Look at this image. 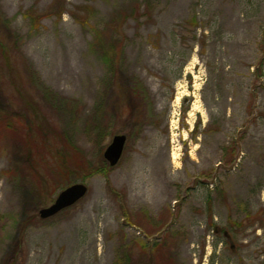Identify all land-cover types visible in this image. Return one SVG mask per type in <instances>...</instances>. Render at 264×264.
<instances>
[{
	"label": "rangeland",
	"instance_id": "1",
	"mask_svg": "<svg viewBox=\"0 0 264 264\" xmlns=\"http://www.w3.org/2000/svg\"><path fill=\"white\" fill-rule=\"evenodd\" d=\"M11 113L50 137L34 159L2 133L0 264H264V0H0ZM54 130L106 170L55 173Z\"/></svg>",
	"mask_w": 264,
	"mask_h": 264
},
{
	"label": "trees",
	"instance_id": "2",
	"mask_svg": "<svg viewBox=\"0 0 264 264\" xmlns=\"http://www.w3.org/2000/svg\"><path fill=\"white\" fill-rule=\"evenodd\" d=\"M19 78V77H18ZM122 92H123V88ZM140 87H134L133 89L130 88V94L124 96H130V99H138L140 97L139 95ZM123 94V93H122ZM64 102L61 101V104ZM66 104V103H65ZM30 115V114H28ZM30 118V117H29ZM29 118H23L16 114H7L5 116L0 117V139L2 138V133H5L6 136L9 137V139H13L14 143H19L21 145H26L28 153L31 155V153L34 155V159L36 155H40V151H38V144L42 141H39L37 135L41 132L40 130H36V134H34V131L32 130V123L34 124V120L31 122ZM32 126V127H31ZM48 127H50L48 125ZM103 131L99 132L97 134L98 137L102 136ZM59 136L60 139H62L65 144H62V146L65 148L67 152H69V157L67 160L62 159L61 163H58V167H55V173L57 171H71L75 168H85L87 175L94 173V172H104L106 168H104V163H102L101 168H94L92 167L89 162H87L82 155L79 152V148L76 147L71 140L67 138V136L63 133H58L57 130H54L51 132V136L54 138L55 136ZM34 136V137H33ZM57 136V137H58ZM50 136L47 134H44L42 145H45L47 143V140ZM7 138V137H6ZM38 147V148H37ZM43 149V148H42ZM32 157V156H31Z\"/></svg>",
	"mask_w": 264,
	"mask_h": 264
},
{
	"label": "water",
	"instance_id": "3",
	"mask_svg": "<svg viewBox=\"0 0 264 264\" xmlns=\"http://www.w3.org/2000/svg\"><path fill=\"white\" fill-rule=\"evenodd\" d=\"M126 137L123 134L112 136L111 141L103 151V158L109 166H114L120 159L125 145ZM87 193V186L82 182L72 183L61 189L53 202L38 211L40 218H48L56 215L60 211L74 205Z\"/></svg>",
	"mask_w": 264,
	"mask_h": 264
},
{
	"label": "flooded vegetation",
	"instance_id": "4",
	"mask_svg": "<svg viewBox=\"0 0 264 264\" xmlns=\"http://www.w3.org/2000/svg\"><path fill=\"white\" fill-rule=\"evenodd\" d=\"M239 224H240V222H238V223L236 222V223L234 224V226L236 227V226H238ZM239 227H240V226H239ZM213 232H214L215 235H219V234H220L218 227H215V226H214ZM222 234H223V238H229V237H230V233H228L226 230H223V231H222ZM232 246H234V245H232Z\"/></svg>",
	"mask_w": 264,
	"mask_h": 264
}]
</instances>
